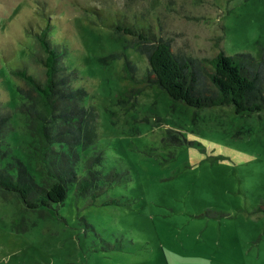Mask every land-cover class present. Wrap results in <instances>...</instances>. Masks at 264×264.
<instances>
[{
  "label": "rangeland",
  "instance_id": "rangeland-1",
  "mask_svg": "<svg viewBox=\"0 0 264 264\" xmlns=\"http://www.w3.org/2000/svg\"><path fill=\"white\" fill-rule=\"evenodd\" d=\"M115 13L127 26L150 25L182 56H257L264 46V0H0L12 152L30 140L11 71L42 73L33 33L50 19L84 105L97 112V137L83 152L100 151L102 174L118 175L91 204L72 188L63 203L33 210L0 192V264H264V111L192 110L158 87L120 102L134 83L125 60L141 76L148 58L107 27Z\"/></svg>",
  "mask_w": 264,
  "mask_h": 264
},
{
  "label": "trees",
  "instance_id": "trees-1",
  "mask_svg": "<svg viewBox=\"0 0 264 264\" xmlns=\"http://www.w3.org/2000/svg\"><path fill=\"white\" fill-rule=\"evenodd\" d=\"M99 17L106 13L93 8ZM107 27L123 31L148 58L146 71L137 76L135 66L125 60V77L134 83L124 90L120 102H126L146 88L158 87L164 91L170 105L180 103L192 110L230 106L235 114L264 111V46L258 55L250 53L224 54L212 57L178 55L167 40L156 37L150 25H126L120 14ZM103 22V20H102ZM50 19L35 37L38 52L33 61L42 67V73H33L26 65L13 69L19 80L18 110L24 115L30 143L28 150L17 153L6 139L10 131V113L0 103V192L5 198L14 195L25 208L61 204L70 189L84 196L88 203L106 192L105 181L117 178V173L102 174V154L84 150L97 137V112L85 106L87 95L76 84L77 73L65 65L64 50L52 32ZM51 30V32H50ZM109 58L119 57L110 53ZM117 203L106 199L103 204ZM256 211H264L258 205Z\"/></svg>",
  "mask_w": 264,
  "mask_h": 264
}]
</instances>
